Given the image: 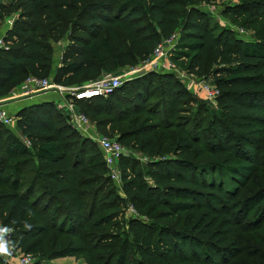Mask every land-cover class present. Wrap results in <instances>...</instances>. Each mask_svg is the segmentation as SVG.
Listing matches in <instances>:
<instances>
[{
	"label": "trees",
	"instance_id": "16d2710c",
	"mask_svg": "<svg viewBox=\"0 0 264 264\" xmlns=\"http://www.w3.org/2000/svg\"><path fill=\"white\" fill-rule=\"evenodd\" d=\"M213 1L0 0V30L19 12L0 51V98L32 76L68 87L97 80L178 32L171 62L213 77L221 94L212 109L174 72H150L77 102L100 132L127 124L118 141L148 159H120L127 199L102 150L54 102L21 110L16 128H0V226L13 230V248L37 264H264V0L224 13L258 27L249 41L201 10ZM127 202L149 220L122 228ZM54 237L67 246L50 252Z\"/></svg>",
	"mask_w": 264,
	"mask_h": 264
},
{
	"label": "built area",
	"instance_id": "2783aa9c",
	"mask_svg": "<svg viewBox=\"0 0 264 264\" xmlns=\"http://www.w3.org/2000/svg\"><path fill=\"white\" fill-rule=\"evenodd\" d=\"M16 17H10L6 20L3 29V33H0V51L10 50V44L5 41V36L9 30L15 24ZM241 32V31H240ZM243 34V32H241ZM177 33L169 40L163 41L154 51L152 56L146 62V66L151 68V71L156 73H170L174 72L182 82L184 79L193 80V75L186 77L184 72H177L178 68L170 60V45L175 40ZM62 45L60 49L63 50L65 44L61 42ZM63 52L60 53L59 58L62 59ZM129 78L126 81L132 80ZM199 80V79H198ZM197 85V88L204 94V98L208 101H215L220 97V90L212 85V83L207 79H201ZM186 83V82H185ZM124 85L121 77H116L113 75H104L99 80L85 87H68L60 84H56L52 79H39L35 77H30L24 84L21 85V94L18 96L25 97H36L39 95L55 94L59 98V103H56L57 107L63 112L67 123L76 129L83 136L90 138L98 147L102 150L106 164L112 170V179L116 183L121 182V172L118 169L119 161L125 156L126 149L118 141L112 140L109 137H105L99 134L94 126L93 122L80 111L77 104L79 101L91 100L94 98H107L113 95L118 89ZM190 85V82H189ZM188 86V84H187ZM7 99L0 98V128H15L17 124L16 116L10 115L4 106ZM25 141V140H24ZM27 147H31L29 141H25ZM147 162V158L141 159ZM132 213L135 209L132 208ZM13 230L10 229L7 232L3 240L9 249L10 254H0V258L4 264H37L38 259L32 254H24L19 250L13 248L9 239L11 237Z\"/></svg>",
	"mask_w": 264,
	"mask_h": 264
},
{
	"label": "rangeland",
	"instance_id": "374dc122",
	"mask_svg": "<svg viewBox=\"0 0 264 264\" xmlns=\"http://www.w3.org/2000/svg\"><path fill=\"white\" fill-rule=\"evenodd\" d=\"M11 1L12 0H2V2L5 3V4L6 3L7 4H10ZM238 3H239V0H214L210 4H207V5L206 4H203L201 6V10L202 11H205L206 13H208V15L210 16L211 21H213V23L216 24V26H218L220 28H231V29L239 32V35L241 36V38L244 37L243 40L249 41L252 38L254 39L253 36L257 32V28L258 27L257 28L256 27H252V28L250 27L251 29L250 28H247L246 30L245 29H242L241 26L243 24H241L239 22H234L230 17H226L224 15V13L226 12V8L228 6H234V5L238 4ZM13 15L16 17V19H15V22H16L17 19H18L19 12L10 15V17L13 16ZM10 17H8L7 19H9ZM3 27H4V24H3ZM3 27H2V31L4 30ZM260 27H262V26H260ZM255 29H256V32H255ZM240 31L243 32V34ZM180 37H181L180 36V33L178 32L177 33V36L175 37V40L172 42V44L170 45V48L168 49L170 51V55L171 56L173 55V51L175 50V48L179 44ZM61 42L62 41H60V42L57 43L56 49H55L56 64L58 63V66L60 64L59 55L65 49V46H64L63 50L60 49V47L62 45ZM63 43L66 45V42H63ZM187 43L189 44L190 41H187ZM152 54H151V56H152ZM171 56H170V60H171ZM148 59H146V61L138 60V61H136V63L134 65L127 64L126 66H124L121 69H119V71H117V72L104 73L102 76L108 74V75H113V76H116V77H121L122 80H123V82H124V84H125L126 82H128L126 80L129 79V78L135 79V78L140 77L141 75H145L147 73L154 72V71H151V68L150 67H147L146 66L147 65L146 62L148 61ZM176 67L178 68V71L177 72H179V71L184 72L186 77L191 76L190 74H188V72L186 71L185 68L183 70V68L180 67V69H181L180 70L178 66H176ZM55 70H57V67L55 68ZM47 78L53 80L54 79V76L51 74ZM99 79H97V80H99ZM198 79L199 78H196V77H193V80H189V78L188 79H184L186 83L185 82H183V83L186 84V85L188 84V86L191 89H193V90H190V88L187 86V89L189 91H191L199 100H202L203 102H206L207 105L210 108L217 109L218 108L217 107L218 105H217L216 100L215 101H208V100H206V98H204V94L201 93V91L197 88L198 83L200 81H203L201 79H199V80ZM97 80H93V81H90V82H84V83L78 84V85L73 86V87H85V86H87L89 84L94 83ZM207 80H209L212 83V85L214 86L213 77L212 78L211 77H208ZM189 82H190V85H189ZM53 95H55V94H53ZM198 95H201L202 97L201 96H198ZM40 96H42V95H40ZM47 102H52V101L51 100H48ZM55 103H59V100H57ZM93 124L96 127V130H97V132L99 134H101V135H103L105 137H109L112 140H119V137L121 135L122 129L125 128L126 125H127V124H125V125L122 124V125L111 126V127L106 128V131L103 130L102 132H100L98 130L97 126H96V123L93 122ZM125 149H126L125 157L132 156V157L137 158V159H140V160L143 158V156L140 153H138L136 151L129 150L128 148H125ZM218 160L219 159L216 158V157H210V160L209 161H218ZM206 161H208L207 158H206ZM118 167H119L118 169L121 172L120 163L118 164ZM107 168L110 170V173H111V176H112V170H111V168H109L108 166H107ZM113 182H115V180H113ZM115 185H116L118 191L120 192L121 197L127 199L126 196L124 195V193L121 192L122 182H120V183H116L115 182ZM132 208L135 209V212L134 213L130 212ZM119 218H120V221L122 222V228H124L126 230L128 229V223H129V221L132 220V219H141V220H146V221L149 220V219H147V216L141 215L137 211L136 206H134V204H132L130 202H127L124 205L123 215H121ZM0 227H3V225H1ZM68 241H69V239H66V238H59V237L51 238V240H50V242L48 244V250L50 252H53V250H55V249L56 250H62L63 248H65L67 246ZM36 259H38V258L36 257ZM49 264H85V262L82 259L81 260H76L74 258H59V259L55 260L54 263H49Z\"/></svg>",
	"mask_w": 264,
	"mask_h": 264
},
{
	"label": "crops",
	"instance_id": "0c3cea01",
	"mask_svg": "<svg viewBox=\"0 0 264 264\" xmlns=\"http://www.w3.org/2000/svg\"><path fill=\"white\" fill-rule=\"evenodd\" d=\"M1 31H2V29L0 30V33H3L5 30H3L2 32ZM179 69H180V67H179ZM20 89H21V86L14 89L8 96L4 97V99H7V101L4 103V106L6 107V110L8 111V113L10 115L16 116L21 110L26 108V106H29V104L35 103L37 101L40 102V104H41V103H46L48 100H51L54 103L57 100H59L58 96L53 95V94H46V95H42V96L39 95V96L32 97V98L31 97H25V96H18V97H15L13 99L12 98L13 96H17V95L21 94ZM190 90H193V89L190 88ZM198 96H201V95H198ZM15 128H16V126H15ZM52 263H54V261Z\"/></svg>",
	"mask_w": 264,
	"mask_h": 264
},
{
	"label": "clouds",
	"instance_id": "9594fccd",
	"mask_svg": "<svg viewBox=\"0 0 264 264\" xmlns=\"http://www.w3.org/2000/svg\"><path fill=\"white\" fill-rule=\"evenodd\" d=\"M9 231L10 229L6 227H0V254H10L9 249L3 240L4 235Z\"/></svg>",
	"mask_w": 264,
	"mask_h": 264
},
{
	"label": "water",
	"instance_id": "95a60500",
	"mask_svg": "<svg viewBox=\"0 0 264 264\" xmlns=\"http://www.w3.org/2000/svg\"><path fill=\"white\" fill-rule=\"evenodd\" d=\"M40 104V102H35V103H31V104H29V106H26V107H30V106H34V105H39Z\"/></svg>",
	"mask_w": 264,
	"mask_h": 264
}]
</instances>
